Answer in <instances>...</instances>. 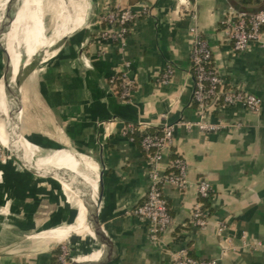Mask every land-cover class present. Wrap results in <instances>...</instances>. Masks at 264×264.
Listing matches in <instances>:
<instances>
[{"label": "crops", "instance_id": "1", "mask_svg": "<svg viewBox=\"0 0 264 264\" xmlns=\"http://www.w3.org/2000/svg\"><path fill=\"white\" fill-rule=\"evenodd\" d=\"M78 1L83 9L76 23L74 0L75 14L53 27L52 38L26 42L28 56L51 42L50 47L56 46L37 74L24 78L21 134L36 149L37 160L64 151L89 159L96 164L90 169L99 172V178L103 174L100 223L113 255L109 264H172L181 250L200 260L222 257V264H264V28L263 43L254 42L243 53L234 50L225 30L232 10L256 12L264 0ZM143 7L149 13L135 23L124 46L100 38L103 14ZM5 8L0 0V26ZM193 11L223 88L253 94L262 107L254 113L244 105L219 106L207 115L218 127L211 132L176 128L173 149L161 169L170 159L183 157L189 185L186 190L166 186L173 226L161 244H154L147 222L132 213L146 200L151 184L147 156L140 143L123 132L128 124L157 130L201 118L193 101ZM168 66L174 67V75L168 84H160ZM122 70L136 82L130 101H123L109 83ZM27 86L30 93H24ZM9 111L14 122L10 105ZM3 128L0 124L6 137ZM9 148L12 153V145ZM29 167L30 173L24 172L13 153L0 159V264H55L60 256L56 251L63 248L69 253L73 249L79 263L103 262V251L91 237L83 194L78 193L81 218L74 235L69 226L74 209L62 194L64 186L44 168ZM58 172L76 178L83 188H97L86 173ZM203 179L210 182L212 195L207 201L209 223L198 228L191 223V213L198 201L196 184ZM56 181L59 185H53ZM232 245L235 250L223 253Z\"/></svg>", "mask_w": 264, "mask_h": 264}, {"label": "built area", "instance_id": "2", "mask_svg": "<svg viewBox=\"0 0 264 264\" xmlns=\"http://www.w3.org/2000/svg\"><path fill=\"white\" fill-rule=\"evenodd\" d=\"M196 1V0H192ZM149 13L146 7L142 10L116 8L100 17V23L105 28L100 32V38L111 40L124 46L128 37L133 33L135 23ZM193 23L190 33L193 35L191 50V67L194 75L193 101L201 118L196 122H179L166 124L152 133L144 134L148 129L142 124H128L124 135L130 141L136 142V135L142 134L140 146L147 156L151 184L147 192L146 200L133 210V214L145 222L149 227L150 240L154 244H161L162 238L173 226V217L164 190L167 185L179 190L188 188V166L181 156L169 160L167 168L161 169V164L174 146L176 128L185 126L189 130L198 128L203 132H211L218 129L207 120L210 114L219 106L244 105L248 110L258 113L261 110V100L253 94L238 89L223 88V80L220 77L213 59L212 49L201 34L195 11L192 13ZM264 7L256 12L235 9L225 21V30L234 50L243 53L249 50L252 43H263ZM174 75V67L168 66L159 78L160 84H168ZM110 85L123 101H130L136 90V82L130 78L128 71L122 70L109 80ZM238 126V125H234ZM4 158L0 150V159ZM198 201L191 213V223L198 228H204L209 223V211L205 205L212 195V186L208 180H199L196 184ZM245 239V238H244ZM236 248L232 245L227 250ZM69 250L63 248L59 256V264H70ZM172 264H222V257L200 260L187 250H181L173 255Z\"/></svg>", "mask_w": 264, "mask_h": 264}, {"label": "bare ground", "instance_id": "3", "mask_svg": "<svg viewBox=\"0 0 264 264\" xmlns=\"http://www.w3.org/2000/svg\"><path fill=\"white\" fill-rule=\"evenodd\" d=\"M40 1L41 0H39V1L38 0H22L21 1V7H20L19 13L17 15L18 17H17V19L15 21L16 23L14 22L15 28H14V24H13L12 30H11L10 34L8 35V39H7L8 43H7V45H8L9 54L11 56L12 63H13L14 68H15V74H17L19 69L21 68V57H20V55H18L19 53L16 52L15 48H14V46L16 44V39H17V37H18V35L20 33L21 28L23 26H26L25 25V19L28 16V10L30 9L31 6H32L31 9L33 8V9L36 10L38 8L37 9L38 11H37L36 15H35V13L29 15L30 16V20L32 21V23L33 22L35 23V21H36L35 17L38 18L41 15L43 16V14L40 12L41 5H39V7H38V4H39ZM51 1L52 0H48L47 6L50 4ZM65 1L66 0H57L56 1L57 12H56V15L53 16V17H55L54 21H58L59 22V21L64 20V18H67V17L69 18V17H71V16H73L75 14L74 0H69V5H67V6H65V4H66ZM75 1H76L75 5L77 7V14H76L74 19H75V23H76V21L82 16V9L83 8L81 9L82 6L80 5L78 0H75ZM49 9H50V7H48V10ZM67 27L68 26H65V27L62 28V36L65 35V32L67 31L66 30ZM39 28H40V25H39V27L37 26V29H39ZM62 36H60V37H62ZM52 44H53V42H51L50 44H48L45 47H50ZM26 49H27V46H26ZM31 53L32 54H30V56H27L30 59L37 52H33V50H32ZM26 55H27V50H26ZM4 103L6 105L7 113H5ZM7 104L8 103H7L6 95H5V92H4L3 82H0V124L2 125V122H1L2 121L1 120V116L2 115H4L6 118L9 119L10 127L8 128L9 132L6 135V137L8 139V143H9L8 146L10 147L11 146V134H12V132L14 130V122L12 120V116H11L10 111H9V104L8 105ZM23 148L27 151L31 167L32 168H34V167L44 168L48 173H51L53 176H55L58 179V181L61 183V186H64V189L66 190V192H67V194L69 196V199L72 202H74L75 204H77L78 207H79L78 193L73 191V186H75L76 182H77L76 178H74L72 176H67L66 174L59 175L58 170L65 171V172L67 171L70 174L71 173L77 174L76 172H82V173L88 174L90 176V178L97 185L96 189L92 186L93 198H94V200H97V198H98V186H99L98 185V179H99L98 174H99V172H95V171L90 169V168H92V169L96 168L95 167L96 164H94L92 161H90L89 159L86 160L85 158H82V159L79 160L73 154H70V153L64 152V151L56 152L50 158H48L47 160L41 161V160H37L34 157L35 154H36V149L35 148H33L32 146H30L28 143H25V142H23ZM60 168H64V169H60ZM93 211H94V207H93L92 203L90 201H88V213H87V217L88 218L93 214ZM80 218H81V216H79L76 224L73 227H70L71 231L76 233V231H77L76 225L78 224ZM88 222L90 224L89 220H88ZM69 226H71V225H69ZM90 227H91V224H90ZM56 230H57V228H56ZM50 232H52V231L50 230ZM103 258L104 257H102L100 260H103ZM102 263L103 262H100L99 264H102ZM83 264H94V263L93 262H85Z\"/></svg>", "mask_w": 264, "mask_h": 264}, {"label": "water", "instance_id": "4", "mask_svg": "<svg viewBox=\"0 0 264 264\" xmlns=\"http://www.w3.org/2000/svg\"><path fill=\"white\" fill-rule=\"evenodd\" d=\"M22 0H9L6 8V14L2 26L0 28V50L2 51V64L4 69L3 80L5 83V93L6 100L11 103L10 109L12 115L14 117V130L11 134V145H12V153L17 161L18 165L24 172H29V162L24 153L23 148V137L21 134V123H22V112H23V104H22V86L24 82V78L22 76V71L19 69L18 73L15 74V68L11 60V56L9 54L8 49V35L12 30V26L17 19V15L19 13L21 7ZM103 174L100 175L99 178V186H98V198L94 200L93 198V190L90 188H83L80 185L73 186V191L83 194V198L90 201L94 207L93 214L90 216V224L93 232V240L100 246L103 251L104 258L102 264H109L113 255L110 248V243L107 237L105 236L102 226L100 223V211L103 201ZM62 194L64 196H68L65 189L62 190ZM71 264H83L77 261L72 262Z\"/></svg>", "mask_w": 264, "mask_h": 264}, {"label": "rangeland", "instance_id": "5", "mask_svg": "<svg viewBox=\"0 0 264 264\" xmlns=\"http://www.w3.org/2000/svg\"><path fill=\"white\" fill-rule=\"evenodd\" d=\"M8 1L9 0H3V2L6 4V7L8 4ZM56 1L57 0H52L48 6H47L48 0H41L39 2L38 7L41 4L40 12L43 14V16L41 15L38 18L35 17V20H36L35 23L34 22L32 23L29 15L33 14V13H35V15H36V10L33 8L31 9V7H30V10L28 11V16L25 19V25L26 26H23L21 28L20 33L16 39V44L14 46L15 51L18 52L19 54L18 53L17 54L20 55V57H21V68L20 69L22 71L23 77H27L28 75H30V73H33L34 75H36L37 72L39 71V69L41 68L42 63H44L45 59H47L51 55L52 50L56 46V44H55L52 47H45V48L43 47L41 49H38L37 53L31 59L27 57L28 55H26V42H27L26 40L32 39V40H36V42H39V40H41V38L43 39V37H45V36L47 38H52L53 33H54L53 31L55 30L53 27L58 26V25H62L65 23L66 20H64L61 23H59L58 21H54L55 17H53V16L56 15V12H57ZM48 7H50L49 10H48ZM5 14H6V8L4 9V12L1 14V16L5 17ZM39 25H40V28L37 29V26L39 27ZM1 26H2V24H1ZM1 26H0V28H1ZM14 28H15V25H14ZM1 56H2V52L0 50V82H3V87H4V92H5L6 89H5V83L3 80L4 69H3V65L1 63ZM29 91H30V87H28V86L26 88L24 87V93L25 92L30 93ZM5 95H6V93H5ZM7 103L9 105L11 104L8 101H7ZM1 120H2L1 121L2 126L5 128L6 135H7L9 132L8 128L10 127L9 119L6 118L4 115H2ZM0 143L2 145V146H0V148H1L0 150H1L2 154L4 155V157L11 158L12 153H11V149L8 146V139L1 132H0ZM60 169H62V168H60ZM58 171H61V170H58ZM53 185H59V184L56 181V184L53 182ZM69 202H70V205L74 209L72 220L70 222V225H71L70 227H73L76 224V222L80 216V209H79L78 205L75 204L74 202H72L70 199H69ZM89 219H90V217L89 218L87 217V220H89ZM71 232L74 235L77 234L73 231H71ZM84 238L89 239L90 236H87ZM78 257L79 256L77 254L73 253V249H72L70 251V256H69L70 264L72 262H74L75 260H77Z\"/></svg>", "mask_w": 264, "mask_h": 264}, {"label": "trees", "instance_id": "6", "mask_svg": "<svg viewBox=\"0 0 264 264\" xmlns=\"http://www.w3.org/2000/svg\"><path fill=\"white\" fill-rule=\"evenodd\" d=\"M243 2H247L248 0H242ZM155 131V129H152V128H148L145 132H144V134H147V133H152V132H154ZM143 135L142 134H140V133H138L137 135H136V142H139L140 143V140H141V137H142ZM209 200V199H208ZM208 200H205V205H206V207H207V201ZM56 254L59 256L60 254H61V251H56ZM55 264H59V262H55Z\"/></svg>", "mask_w": 264, "mask_h": 264}]
</instances>
